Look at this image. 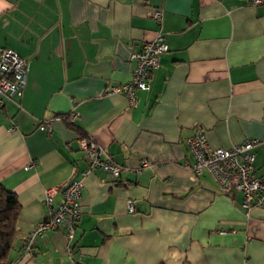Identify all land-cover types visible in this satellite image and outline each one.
<instances>
[{
	"label": "crops",
	"instance_id": "obj_1",
	"mask_svg": "<svg viewBox=\"0 0 264 264\" xmlns=\"http://www.w3.org/2000/svg\"><path fill=\"white\" fill-rule=\"evenodd\" d=\"M162 12L156 23L152 12ZM157 34L167 51L129 108L109 95L131 81L133 53ZM26 61V84L0 109V184L21 207L1 264H264V206L195 175L186 139L228 149L264 139V6L240 0H0V52ZM74 109V127L41 122ZM15 126L14 131L10 129ZM95 140L120 168L83 180L74 240L63 230L24 244L49 208L46 189L78 179L76 139ZM150 166L140 169L141 160ZM254 175L264 176L256 150ZM62 199L59 192L54 209ZM132 200L135 213L129 214Z\"/></svg>",
	"mask_w": 264,
	"mask_h": 264
},
{
	"label": "built area",
	"instance_id": "obj_2",
	"mask_svg": "<svg viewBox=\"0 0 264 264\" xmlns=\"http://www.w3.org/2000/svg\"><path fill=\"white\" fill-rule=\"evenodd\" d=\"M250 6H264V0H240ZM153 20L160 24L162 12L154 10ZM167 51L165 37L157 34L156 37L143 44L140 51L133 53L131 59L135 62L132 71L131 81L112 87L109 95H124L128 100L129 108L137 105L138 91L149 89V77L153 69L158 66V56ZM26 61L16 52L10 49H3L0 52V109H3L6 102L20 95L26 84ZM79 119V113L72 109L64 116H57L50 120L41 122L38 129L46 133L51 132V122L61 121L75 125ZM16 129L13 126L10 131ZM78 150L87 161V168L80 173L78 179L70 177L60 187L46 189L43 194V203L48 206L49 213L43 221L34 225L29 238L24 244L25 254L31 252L32 243L47 232L63 230L68 242L74 240L76 224L80 219V199L83 189L84 178L94 169H100L118 178L121 168L112 161L106 150L90 137L79 136L76 139ZM185 146L192 158V163L187 167L195 174L208 173L222 191L234 189L242 196L241 207L248 218V212L253 208L264 206V176L254 175L253 164L255 162L256 150L264 154V139H248L241 144L233 145L228 149L210 147L206 133L197 130L193 136L186 139ZM150 166L148 160L140 162V169ZM61 192L62 199L53 209L52 201ZM129 214L135 213V205L132 200L127 202ZM3 264V263H2ZM12 264V263H5Z\"/></svg>",
	"mask_w": 264,
	"mask_h": 264
},
{
	"label": "trees",
	"instance_id": "obj_3",
	"mask_svg": "<svg viewBox=\"0 0 264 264\" xmlns=\"http://www.w3.org/2000/svg\"><path fill=\"white\" fill-rule=\"evenodd\" d=\"M66 124L74 127L69 123ZM20 210L15 193L0 184V264L7 258L12 248Z\"/></svg>",
	"mask_w": 264,
	"mask_h": 264
}]
</instances>
